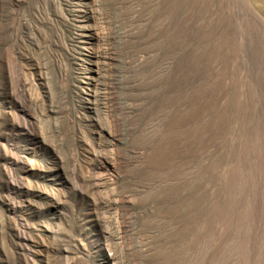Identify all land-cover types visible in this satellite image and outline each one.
<instances>
[{"label": "rangeland", "instance_id": "rangeland-1", "mask_svg": "<svg viewBox=\"0 0 264 264\" xmlns=\"http://www.w3.org/2000/svg\"><path fill=\"white\" fill-rule=\"evenodd\" d=\"M0 264H264V0H0Z\"/></svg>", "mask_w": 264, "mask_h": 264}, {"label": "bare ground", "instance_id": "bare-ground-1", "mask_svg": "<svg viewBox=\"0 0 264 264\" xmlns=\"http://www.w3.org/2000/svg\"><path fill=\"white\" fill-rule=\"evenodd\" d=\"M80 31H81L80 32L81 36H86V37L91 36V31L86 30V28L84 26L81 27Z\"/></svg>", "mask_w": 264, "mask_h": 264}]
</instances>
